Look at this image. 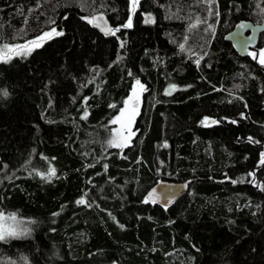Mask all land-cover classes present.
<instances>
[{"label": "trees", "instance_id": "16d2710c", "mask_svg": "<svg viewBox=\"0 0 264 264\" xmlns=\"http://www.w3.org/2000/svg\"><path fill=\"white\" fill-rule=\"evenodd\" d=\"M96 12L120 31L93 29ZM239 20L262 23L264 0H0V49L63 33L0 61V213L17 233L0 264H264V32L242 57L224 38ZM137 81L136 134L109 146ZM160 179L191 182L145 203Z\"/></svg>", "mask_w": 264, "mask_h": 264}, {"label": "water", "instance_id": "95a60500", "mask_svg": "<svg viewBox=\"0 0 264 264\" xmlns=\"http://www.w3.org/2000/svg\"><path fill=\"white\" fill-rule=\"evenodd\" d=\"M90 20L92 21L90 22V26L103 35H106L105 33L109 28L113 29L109 17L104 12H96L92 14ZM147 22L149 24H153L154 18L149 17L147 19ZM240 25H243V27H240ZM263 32L264 21L262 23H253L250 20H239L235 23L233 28L228 33H226L224 38L226 41L230 42L231 46L238 55L244 57L255 52L257 57V55L261 51L258 48V42L260 35ZM173 89L174 86L170 85L167 88V92L171 93ZM216 121V118H203V122L205 125H211ZM190 182L191 180L174 181L160 179L148 190L145 195V200L150 203H154L167 208L188 190V185ZM154 190V196H150L149 194L153 193Z\"/></svg>", "mask_w": 264, "mask_h": 264}, {"label": "rangeland", "instance_id": "374dc122", "mask_svg": "<svg viewBox=\"0 0 264 264\" xmlns=\"http://www.w3.org/2000/svg\"><path fill=\"white\" fill-rule=\"evenodd\" d=\"M49 32H51V31H49ZM43 35L44 34H41L40 36H43ZM40 36H38V37H40ZM38 37H35V38L30 39L24 43L17 44V45H25L29 41L36 40ZM47 39H49V38L45 37L43 41H38V43L42 44ZM32 48H34V47H32ZM21 53H23V51H21L20 54ZM15 54H17V53L12 52V53H9L8 55L12 56ZM0 55H3V53H0ZM6 58H7V56L4 57V59H6ZM4 59H0V61L4 60ZM133 89H135V92L133 91ZM143 93H145V89L141 90L140 84L139 85L138 84L133 85L131 90H130L128 97L125 100V101H128V103L125 104V102H124L123 106L120 108V110L116 116V118L119 116L120 119L117 123H115L113 130H114V135H116V133L119 132V136H117V140H118V143L120 145H126V144L128 145L136 134V130L134 128L135 120L140 115V112L142 109L143 99L141 97V94H143ZM129 97H131V99H129ZM134 102H136L135 105H134ZM121 112H123V115H121ZM116 118L114 120H116ZM9 217L4 216V219L0 220V229H9V230L13 231L14 221L12 219H9Z\"/></svg>", "mask_w": 264, "mask_h": 264}, {"label": "snow or ice", "instance_id": "6c2138e0", "mask_svg": "<svg viewBox=\"0 0 264 264\" xmlns=\"http://www.w3.org/2000/svg\"><path fill=\"white\" fill-rule=\"evenodd\" d=\"M137 4V0H132V5H133V8H135ZM210 14H211V10H210ZM83 18V17H82ZM89 22H92L91 20ZM201 22H204L206 23V21H197V23H201ZM54 23V22H53ZM131 26V17L129 18V21L128 23L126 24H123L121 27L123 28H128ZM191 27H196L195 24L191 25ZM211 27V26H209ZM240 27H243V25H240ZM120 31V27H117L115 29H112V28H109L107 30V32L105 33L106 35L107 34H112V35H115L116 32H119ZM63 33L62 32H57L54 28L51 30V32H46L44 33L43 36H40L38 37L36 40H32V41H29L27 44L25 45H12V46H9L7 44H4L3 45V48L0 49V53H3V55H0V59H4L5 56H7L8 59L11 58L10 55H8L9 53H12V52H16L17 54H20L21 51H23V53L25 55L29 54L30 51H31V48L32 47H40L41 44L38 43V41H43L45 37L47 38H51L53 35H56V36H59V35H62ZM123 46V45H121ZM181 49L183 50L184 48V45H181L180 46ZM254 55V54H253ZM254 58H255V55H254ZM259 62L264 65V52H262L260 54V60ZM138 85L140 84L139 81L136 82ZM141 89H143V85H140ZM133 91L135 92V89H133ZM3 95L4 96H7L8 93L7 91H3ZM129 99H131V97H129ZM128 101H125V104H127ZM121 115H123V112H121ZM120 117L118 116L116 118V120L112 121V123H117L119 121ZM117 136H119V132L116 133V135L113 136V139H111L108 143H109V146H120V144L118 143V140H117ZM262 156V159L260 161L261 164H264V153L261 154ZM42 176V178H45L44 177V174H41V173H38ZM49 177L52 176V175H55V170L54 169H49V172L47 174ZM249 175H253L252 173H250ZM236 181H233V183H235ZM155 194V190L153 191V193H150L149 195L150 196H154ZM148 201L146 200L145 203H147ZM78 204H83L85 203L84 200H80V201H77ZM4 219V216H3V213H0V220H3ZM9 219H12V220H15V215L13 214L12 216L9 217ZM17 235L16 232L12 231V230H9V229H0V241H3L5 240L6 238L10 237V236H15Z\"/></svg>", "mask_w": 264, "mask_h": 264}, {"label": "flooded vegetation", "instance_id": "af4514ba", "mask_svg": "<svg viewBox=\"0 0 264 264\" xmlns=\"http://www.w3.org/2000/svg\"><path fill=\"white\" fill-rule=\"evenodd\" d=\"M141 90H142V89H141ZM173 90H174V89H173ZM166 91H167V89H166ZM172 92H173V91H172ZM172 92H171V93H172ZM167 93H168V92H167ZM171 93H169V94H171ZM143 94H144V93H143ZM143 94H141L142 99H143ZM141 97H140V98H141ZM135 103H136V102H134V105H135Z\"/></svg>", "mask_w": 264, "mask_h": 264}]
</instances>
